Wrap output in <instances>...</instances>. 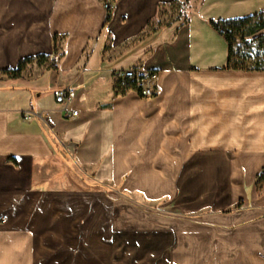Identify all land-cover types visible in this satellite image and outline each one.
Here are the masks:
<instances>
[{"label": "crops", "instance_id": "obj_1", "mask_svg": "<svg viewBox=\"0 0 264 264\" xmlns=\"http://www.w3.org/2000/svg\"><path fill=\"white\" fill-rule=\"evenodd\" d=\"M174 1L0 0V264H264V70L225 68L208 23L264 0L153 24ZM128 68L158 73L154 96L114 95Z\"/></svg>", "mask_w": 264, "mask_h": 264}, {"label": "trees", "instance_id": "obj_2", "mask_svg": "<svg viewBox=\"0 0 264 264\" xmlns=\"http://www.w3.org/2000/svg\"><path fill=\"white\" fill-rule=\"evenodd\" d=\"M177 1L175 0L174 2ZM189 1L183 0V5L173 20L180 19V13L185 10ZM183 19L186 20L185 15ZM208 23L226 41L227 56L225 68L264 70V10L242 17L209 19ZM55 37L56 35L53 36L54 49ZM36 58L38 62H42L47 58V55H38ZM31 59L32 57L20 59L13 69H5L3 72L12 78L19 77L25 64ZM130 88H133L130 81H118L113 87L114 95L124 94ZM254 185L259 192H264V165L256 174Z\"/></svg>", "mask_w": 264, "mask_h": 264}, {"label": "built area", "instance_id": "obj_3", "mask_svg": "<svg viewBox=\"0 0 264 264\" xmlns=\"http://www.w3.org/2000/svg\"><path fill=\"white\" fill-rule=\"evenodd\" d=\"M113 0H104L103 7L109 11L112 7ZM115 75L124 81H130L133 86V90L140 96L150 98L156 93V85L158 73L152 70H146L142 68H128L115 71ZM69 99V94L60 89L55 100L57 102H63ZM77 111L72 110L68 115H76Z\"/></svg>", "mask_w": 264, "mask_h": 264}, {"label": "rangeland", "instance_id": "obj_4", "mask_svg": "<svg viewBox=\"0 0 264 264\" xmlns=\"http://www.w3.org/2000/svg\"><path fill=\"white\" fill-rule=\"evenodd\" d=\"M190 2V1H189ZM183 5V0H178L177 2H172V3H168L163 5L159 12H158V16L155 20H153V24L155 23H166L167 21L173 20L175 18V16L177 15V13H179V9L180 7ZM186 6V5H185ZM186 8L183 12H181V17L179 20H184L183 16H186ZM66 160L67 157H65ZM69 161V160H68ZM66 168L67 165L65 164ZM57 170V169H56ZM56 173V177L58 175V170L55 171ZM67 176L69 177L70 180V188L73 189H80V190H89L90 187H88L87 185H84V183L82 182L84 177L82 176L81 170L79 167H77L74 164H71V171L69 173V175L67 174ZM64 182H67V179L64 180ZM147 204V207L146 206ZM129 206L131 207L132 210L139 212V211H148L151 210L152 207H155L154 205H150L148 206V203H142L140 202L139 199H135L134 202L130 201Z\"/></svg>", "mask_w": 264, "mask_h": 264}]
</instances>
